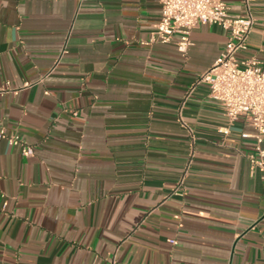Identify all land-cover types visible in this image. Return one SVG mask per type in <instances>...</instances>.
<instances>
[{"label":"crops","instance_id":"obj_1","mask_svg":"<svg viewBox=\"0 0 264 264\" xmlns=\"http://www.w3.org/2000/svg\"><path fill=\"white\" fill-rule=\"evenodd\" d=\"M249 4L240 55L264 63V0ZM161 10L0 0V87L18 89L0 93V127L34 149L0 138V264H264L254 128L198 81L228 32L199 24L186 50L179 33L149 42Z\"/></svg>","mask_w":264,"mask_h":264},{"label":"built area","instance_id":"obj_2","mask_svg":"<svg viewBox=\"0 0 264 264\" xmlns=\"http://www.w3.org/2000/svg\"><path fill=\"white\" fill-rule=\"evenodd\" d=\"M246 13H234L226 0H162L161 17L149 38V42L168 43L176 33L180 34L178 46L186 50L191 44L193 28L203 23L219 24L228 32L226 45L219 57L205 70L198 81L209 85L210 96L219 101L230 123L241 116L248 117L254 133L243 132L244 137L253 136L255 144L249 154L252 167L264 168V63L255 56L242 57L248 49L249 37L256 24L250 9V0H245ZM30 83H25L28 86ZM17 92L9 83L0 87V93ZM191 133L193 129L186 125ZM0 138L11 145H21L26 155L34 154L31 145L25 143L17 132H8L0 127ZM184 176L175 189L180 194ZM176 243V239H170Z\"/></svg>","mask_w":264,"mask_h":264}]
</instances>
